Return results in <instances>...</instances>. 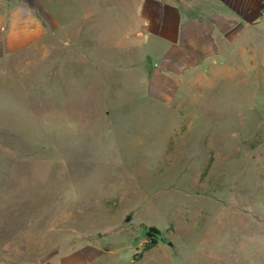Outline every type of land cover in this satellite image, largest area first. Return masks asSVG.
Returning <instances> with one entry per match:
<instances>
[{
	"label": "rangeland",
	"instance_id": "1",
	"mask_svg": "<svg viewBox=\"0 0 264 264\" xmlns=\"http://www.w3.org/2000/svg\"><path fill=\"white\" fill-rule=\"evenodd\" d=\"M66 1L0 55V264H264V7L163 59L143 0Z\"/></svg>",
	"mask_w": 264,
	"mask_h": 264
},
{
	"label": "crops",
	"instance_id": "2",
	"mask_svg": "<svg viewBox=\"0 0 264 264\" xmlns=\"http://www.w3.org/2000/svg\"><path fill=\"white\" fill-rule=\"evenodd\" d=\"M53 1V0H52ZM51 0H0V55L12 54L39 43L47 33L43 12ZM207 7L189 8L169 0H143L140 14L145 24L147 51L174 59L185 52L193 37L223 26L231 17H256L264 0H202ZM103 8H106L105 5ZM68 19H79L76 0L66 1ZM185 11V12H184ZM199 13V14H195ZM230 17V18H229ZM47 19V18H46ZM50 26V25H49ZM50 30V29H49Z\"/></svg>",
	"mask_w": 264,
	"mask_h": 264
}]
</instances>
